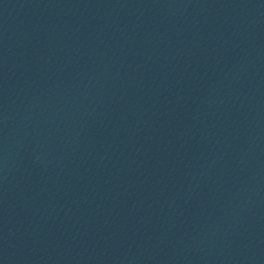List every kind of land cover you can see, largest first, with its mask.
<instances>
[{
    "label": "water",
    "instance_id": "water-1",
    "mask_svg": "<svg viewBox=\"0 0 264 264\" xmlns=\"http://www.w3.org/2000/svg\"><path fill=\"white\" fill-rule=\"evenodd\" d=\"M75 0H0V184Z\"/></svg>",
    "mask_w": 264,
    "mask_h": 264
}]
</instances>
